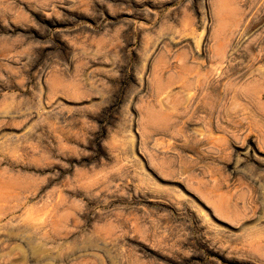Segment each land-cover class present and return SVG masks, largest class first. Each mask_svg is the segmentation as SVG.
I'll list each match as a JSON object with an SVG mask.
<instances>
[{"label": "rangeland", "instance_id": "1", "mask_svg": "<svg viewBox=\"0 0 264 264\" xmlns=\"http://www.w3.org/2000/svg\"><path fill=\"white\" fill-rule=\"evenodd\" d=\"M0 264H264V0H0Z\"/></svg>", "mask_w": 264, "mask_h": 264}, {"label": "bare ground", "instance_id": "2", "mask_svg": "<svg viewBox=\"0 0 264 264\" xmlns=\"http://www.w3.org/2000/svg\"><path fill=\"white\" fill-rule=\"evenodd\" d=\"M33 245H34V244H33ZM35 245H36V244H35ZM37 246H38V245H37ZM33 247H34V256H35V255H36V256L40 255L39 253H40V249H41V248L39 249V247L37 248V247H35V246H32V248H33ZM41 251H44V250H41ZM37 254H38V255H37ZM21 258H22V257H21ZM23 258L25 259V257H23ZM23 258H22V259H23ZM22 259H21V260H22ZM24 259H23V260H24ZM21 260H20V261H21ZM21 262H22V261H21Z\"/></svg>", "mask_w": 264, "mask_h": 264}]
</instances>
